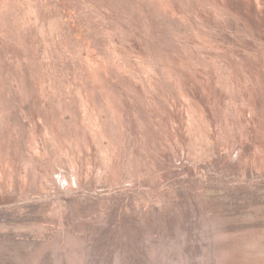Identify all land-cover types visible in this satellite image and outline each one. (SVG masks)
I'll return each instance as SVG.
<instances>
[{
	"label": "rangeland",
	"instance_id": "374dc122",
	"mask_svg": "<svg viewBox=\"0 0 264 264\" xmlns=\"http://www.w3.org/2000/svg\"><path fill=\"white\" fill-rule=\"evenodd\" d=\"M200 238L264 264V0H0V264Z\"/></svg>",
	"mask_w": 264,
	"mask_h": 264
},
{
	"label": "bare ground",
	"instance_id": "6f19581e",
	"mask_svg": "<svg viewBox=\"0 0 264 264\" xmlns=\"http://www.w3.org/2000/svg\"><path fill=\"white\" fill-rule=\"evenodd\" d=\"M243 213H244V211L242 212V214ZM254 215H256V214H253V216ZM240 219H242V218H240ZM223 220L222 219H218L216 221H213L212 224H210V226L211 227L212 226L224 227V225L226 226V224L229 225L228 222L226 223ZM257 222L258 221H255V223H257ZM239 225H240V223H239ZM245 225H246V223H245ZM247 226H249V225H247ZM204 227L207 228L206 229V232H205L206 234L204 233L205 235H208V234L214 232V230H208V226L207 225H204ZM231 227H233V226H230L229 225L226 228L231 229ZM210 229H213V228H210ZM210 235L212 236V234H210ZM200 240H201V238H200ZM146 241H148V240H146ZM185 241H187V240L181 239V240H175L174 242H172V240H166V241L163 240L162 243H164L165 245H168L167 248L166 247H163V248H159V249L153 250L151 247H147V250L150 253L151 252H154L153 255H152V258H150V260H151L150 262H152L151 264H199L200 263V260L198 258L195 259L192 255H188L186 253L185 254H182L181 246L184 245ZM201 242H203L202 245H203V247L205 249V254L207 256H211L212 257V259L208 257V261L206 260L205 264H210V262H213V263L216 264V262H218V259L221 258L219 255H217L216 250L214 249L215 248L214 246H215V243L216 242L214 240L212 242H211V240H207V241L201 240ZM160 245H163V244H161V242H160ZM263 245H264V243L261 242V246H263ZM172 247H174V249H171ZM188 249H190V248H188ZM187 257H188V260H186ZM192 261H194V263H192Z\"/></svg>",
	"mask_w": 264,
	"mask_h": 264
}]
</instances>
